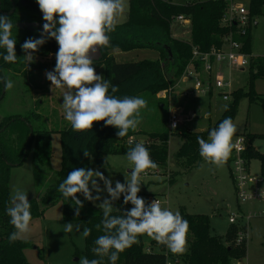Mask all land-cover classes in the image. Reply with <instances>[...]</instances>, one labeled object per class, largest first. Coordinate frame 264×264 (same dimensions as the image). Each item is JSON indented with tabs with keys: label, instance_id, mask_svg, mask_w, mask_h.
<instances>
[{
	"label": "trees",
	"instance_id": "1",
	"mask_svg": "<svg viewBox=\"0 0 264 264\" xmlns=\"http://www.w3.org/2000/svg\"><path fill=\"white\" fill-rule=\"evenodd\" d=\"M20 7L35 9L39 13L36 16L28 15L21 12ZM13 8L14 12L11 14ZM225 11L224 3L209 0H185V3H176V0H129L126 21L117 24L115 31L109 33L110 46L98 49L99 55L93 59V66L96 70L103 69L104 79L118 86L119 91L111 93L109 89L110 94L119 98L139 97L141 94H146L150 99L157 100L156 97L160 92L175 88L181 79L192 59V46L198 47L202 52H209L212 48L219 49L223 46L224 38L234 32V40L244 44L242 52L248 55L253 54L252 27L256 18L264 13V0H249L250 25L245 36L237 35L234 25L226 26L223 23ZM0 12L6 14L5 17H8L18 30H21L18 27L20 23L45 22L36 0H0ZM179 15L191 19L187 40L175 36L174 28H172L174 18ZM23 31L22 39L16 42L17 60L15 63L5 62L3 55L6 54V50L0 48V97L4 88L2 85L3 78H5L4 72L8 70L20 72L26 67L27 58L21 45L29 38H41L43 32L39 29ZM140 49L155 50L159 53V58L118 63L112 55V52L116 50L129 52ZM57 51L58 44L55 39L47 38L45 44L34 53L48 56L56 54ZM169 52L172 54V59L169 57ZM199 67L201 78L205 79L206 74L201 71V65ZM248 68L250 72L248 90L238 89L232 92V100L227 110L223 111L220 119L211 128L207 131H188L181 134L182 145L175 158L176 164L184 171H191L203 161L199 155L198 137L208 141L210 131L217 128L223 119L230 117L232 121L235 120L242 99L249 98L252 102L259 98L255 91V82L264 78V56L251 58ZM159 105L166 107L162 101H159ZM29 124L32 123L28 116L19 115L5 117L0 121V264H31L25 255V250L33 247L34 244L23 239L9 242L8 237L15 229L10 224V217L6 213V209L11 206L12 168L22 165L33 152L34 177L40 180L44 174L39 171V167L45 166L51 157L52 131L31 125L33 133L30 138ZM117 131L115 127L105 126V122L101 121L95 123L90 131L78 133L73 131L70 125L67 130L61 132V169L57 172L54 183L39 199L29 200L32 220L43 217L50 208L62 202L65 222H81L91 229L90 235L85 238V257L89 260L100 259L93 252V248L96 246L95 240L104 234L102 227L101 229L96 228V225L103 220L102 209L93 215L80 213L76 216L71 198L65 199L58 190L60 183L76 168L91 169L92 163L102 168L110 167L107 157L126 156L130 148L136 143H141L135 138L139 134L148 136L142 144L149 150L151 159L158 168L166 169L168 166V132L130 130L127 136L119 138ZM245 138L248 143V160H259L264 172V154L253 147V141L257 138H264V134L246 135ZM84 150L89 152L91 158L84 156ZM173 174L171 184L177 173ZM77 197L82 201L83 207L90 205L89 200H86L82 194H77ZM131 207H133L131 203L124 204L123 198L117 200L114 202L112 215L123 216L124 212L130 210ZM180 214L189 223L187 233L189 250L186 254L174 255L150 237L151 245L161 249L155 251L151 248V251H148L143 239L139 237L138 243L119 254L116 264H180V262L184 264H233L247 255V246L243 242L238 243L237 246L228 244L236 241L240 230L237 226L232 225L222 239L211 233L209 216L189 214L184 210ZM40 256L43 257L41 252ZM102 264H110L108 257L103 258Z\"/></svg>",
	"mask_w": 264,
	"mask_h": 264
},
{
	"label": "rangeland",
	"instance_id": "2",
	"mask_svg": "<svg viewBox=\"0 0 264 264\" xmlns=\"http://www.w3.org/2000/svg\"><path fill=\"white\" fill-rule=\"evenodd\" d=\"M240 1L244 5L248 4V0ZM176 3H185V0H176ZM126 4V11L118 19L117 24L126 21L129 0H126ZM19 10L28 15L36 16L39 13L38 10L31 8L24 9L20 7ZM0 16H6V14L0 12ZM172 26L175 29L174 33L178 35L177 37L186 40L189 38V28L175 22ZM23 32V30H18L13 26L12 36L16 42L22 39ZM252 42L253 58L264 56V13L256 18L252 27ZM98 55L96 51L92 54V58L96 59ZM114 58L118 63H130L145 59L157 60L159 53L152 49H140L119 52V54L114 55ZM55 64L56 54L42 56L34 53L32 62L29 63L26 59V67L20 72L13 70L4 72V76L13 81L14 87L10 90L3 88L4 96L0 102V121L5 117L14 115L28 116L32 123L30 126L52 131L51 157L45 166L39 167V171L44 174L42 179L36 180L34 177L33 152L29 154L22 165L15 166L11 170V194L14 188H20L27 192L28 200L39 199L47 188L54 183L62 163L61 132L67 130L70 126V123L64 118L62 108L64 89L52 87L51 82L46 77V72L53 71ZM218 69L221 71H218ZM96 72L104 78L103 69H98ZM214 72L216 74L221 73L226 81H230L232 84L231 89L220 90L214 87L211 92L195 91L194 81L190 79L186 82L178 81L169 99L162 98L160 94L157 95V100L150 99L146 94L139 96L147 101V106L141 110L142 118L136 130L168 132L169 150L166 169L158 167L148 169L146 173L141 175L142 183L138 196L143 198L148 205L155 199H159L162 202V207L173 212L184 210L189 214L209 216L211 233L223 239L232 226L229 222L230 214L238 210L229 163L227 162L223 167L218 168L203 160L200 165L191 171H184L176 164L175 158L182 145L181 134L188 131H207L222 116L223 106L231 102L232 92L238 89L248 90L250 75L248 67L240 70L228 67L224 63L217 65ZM213 74L215 77L216 74ZM255 91L259 98L252 102L249 98H244L239 104L237 116L233 121L237 131L232 143L240 136L264 134V78L255 82ZM224 92L230 94L227 101L223 99ZM159 101L164 102L166 107L165 105H159ZM177 109H179L178 113L181 115L182 120L176 130H170L169 114ZM166 118L167 122L165 123ZM135 138L142 143L148 139V136L139 134ZM253 147L264 154V138L255 139ZM107 161L110 167L102 168L92 163L91 169L101 171L106 178L112 180L113 187L116 181L126 183L125 177L129 176L132 167L126 156L111 155L107 157ZM260 167L259 160H251L252 173L258 174ZM173 173H177V175L171 184ZM97 182L99 187L103 189V182L99 180ZM92 193L93 196L97 195L95 190H92ZM100 195L101 200L89 201L90 205L81 208L80 213L86 215L97 213L101 209L99 204L102 203V200L110 198L106 191H102ZM122 198L123 194L119 200ZM242 208L248 210L251 207L245 205ZM62 211L63 203L60 202L50 208L43 217L30 222V232L22 239L29 240L34 244L33 247L25 250V255L31 264H79V259L85 257V237L81 234L85 225L81 222H71L73 225H80V232H77L74 227L72 232L65 233L64 225L69 222L63 220ZM238 233L236 241L228 243L229 245H238ZM141 238L146 250L151 251L152 248V250L158 251L161 249L152 246L150 238L146 235ZM242 242L247 246V255L236 261L235 264H264V218H254L250 221L248 237L244 238ZM165 249H167L166 246ZM188 250L189 245L187 243V251L184 254ZM180 264L184 263L180 262Z\"/></svg>",
	"mask_w": 264,
	"mask_h": 264
},
{
	"label": "clouds",
	"instance_id": "3",
	"mask_svg": "<svg viewBox=\"0 0 264 264\" xmlns=\"http://www.w3.org/2000/svg\"><path fill=\"white\" fill-rule=\"evenodd\" d=\"M36 2L45 21L43 32L41 38H29L21 47L30 63L33 53L45 44L47 38H54L57 42L55 68L46 72V77L52 87L64 89L62 108L64 118L70 123L72 130L78 133L90 131L95 123L103 121L105 126L118 129L119 138L127 136L130 130L135 131L141 122V110L147 106V101L138 96L119 98L110 94L109 89L111 93H116L119 91L118 86L97 74L92 58V54L98 49L110 46L109 33L115 31L118 19L125 13L126 0ZM13 26L8 17L0 16V48L6 50L3 60L7 63H15L17 60L16 40L12 36ZM3 83L5 90L14 87L9 78H3ZM223 107L227 110L228 105ZM236 131V125L229 117L210 131L208 141L198 137L201 158L210 165L223 167L231 156L234 147L232 139ZM83 154L91 158L88 151L84 150ZM126 159L132 165L131 173L125 177L126 183L116 181L113 187L112 180L106 178L101 171L76 168L59 185L58 190L63 197H70L73 201L76 216L80 215L83 207L77 194H82L89 201L101 200L102 191H106L110 197L104 198L99 204L103 220L96 228L102 227L104 234L95 240L93 252L100 259L89 260L81 257L79 264H102L104 257H108L110 264H116L119 254L138 243V238L143 235L166 246L174 255L187 251L189 223L180 212L162 207L161 202L156 199L148 205L138 196L141 175L148 169L158 167L151 159L149 150L142 143H136L126 153ZM98 180L103 182V189L99 187ZM92 190L97 195L93 196ZM122 194L124 204L131 203L133 207L124 212L123 216L112 215L114 202ZM10 200L11 206L6 209V213L15 229L8 237L11 243L30 232L32 214L27 192L14 188ZM74 227L80 232V225H73L71 222L64 225V232L70 233ZM90 233L91 229L85 227L81 234L86 238Z\"/></svg>",
	"mask_w": 264,
	"mask_h": 264
},
{
	"label": "built area",
	"instance_id": "4",
	"mask_svg": "<svg viewBox=\"0 0 264 264\" xmlns=\"http://www.w3.org/2000/svg\"><path fill=\"white\" fill-rule=\"evenodd\" d=\"M209 1L224 3L226 11L223 23L226 26L234 25L237 29L235 33L239 36L247 34V29L250 25L249 0L247 5L241 3L240 0ZM174 22L190 30L191 19L189 17L179 15L174 18ZM233 35L234 32H231L228 37L224 38L221 48H212L209 52H202L198 47L192 46V59L179 82H186L192 79L194 81V90L202 92H210L214 87L220 90L231 89V82L226 81L221 73L216 74L214 72L215 65L226 63L228 67L244 70L249 67L250 59L253 58V55L242 52L244 44L234 40ZM199 65H201V71L206 74L205 79L201 78L198 70L200 68ZM218 71L221 70L218 69ZM213 73L216 74L215 77ZM173 89L162 91L159 94L162 98L169 99ZM229 95L228 92H224L223 99L229 100ZM178 111L179 109L171 111L169 114L170 130H176L181 123L182 117ZM233 145L228 163L235 186L238 210L230 214L229 222L231 225L240 228L238 243H241L244 238L248 237L250 221L254 218H264V195L261 194L264 193V172L261 167L258 174L251 172V161L247 158L248 143L244 136L237 137ZM245 205L251 208L244 210L242 207Z\"/></svg>",
	"mask_w": 264,
	"mask_h": 264
},
{
	"label": "water",
	"instance_id": "5",
	"mask_svg": "<svg viewBox=\"0 0 264 264\" xmlns=\"http://www.w3.org/2000/svg\"><path fill=\"white\" fill-rule=\"evenodd\" d=\"M14 6V5H13ZM14 12V8L12 9V11L10 12L11 14ZM45 23V22H44ZM44 23H39V22H25V23H20L19 25H18V27L21 29V30H28V31H34V30H36V29H41V30H43V24ZM169 57H170V59H172L173 57H172V54H171V52H169ZM2 85H3V87H4V83H3V81H2ZM3 96H4V89H3V91H2V95H1V97H0V100H2V98H3ZM29 127H30V131H31V134H30V138H31V136H32V133H33V130H32V128H31V126H30V124H29Z\"/></svg>",
	"mask_w": 264,
	"mask_h": 264
},
{
	"label": "crops",
	"instance_id": "6",
	"mask_svg": "<svg viewBox=\"0 0 264 264\" xmlns=\"http://www.w3.org/2000/svg\"><path fill=\"white\" fill-rule=\"evenodd\" d=\"M174 32H175V29H174ZM175 35H176V34H175ZM176 36H178V35H176ZM179 36H180V35H179ZM97 52H98V50H97ZM119 52H120V51H117V50H116V51H113V52H112V55L114 56V55H116V54H119ZM252 55H253V54H252ZM94 58H96V57H94ZM221 65H222V64H221ZM216 67H217V65H216ZM216 67H215V68H216ZM219 70H220V69H219ZM140 237H143V236H140Z\"/></svg>",
	"mask_w": 264,
	"mask_h": 264
},
{
	"label": "flooded vegetation",
	"instance_id": "7",
	"mask_svg": "<svg viewBox=\"0 0 264 264\" xmlns=\"http://www.w3.org/2000/svg\"><path fill=\"white\" fill-rule=\"evenodd\" d=\"M39 30H41V29H39ZM43 31V30H42Z\"/></svg>",
	"mask_w": 264,
	"mask_h": 264
}]
</instances>
